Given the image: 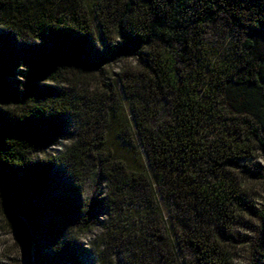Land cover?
I'll list each match as a JSON object with an SVG mask.
<instances>
[{
  "label": "trees",
  "instance_id": "1",
  "mask_svg": "<svg viewBox=\"0 0 264 264\" xmlns=\"http://www.w3.org/2000/svg\"><path fill=\"white\" fill-rule=\"evenodd\" d=\"M0 88V169L29 245L66 257L65 233L99 224L94 264H233L244 214L264 245L244 182L264 179L249 164L264 154V0H0ZM54 138L68 143L40 158ZM91 179L104 194L84 200ZM2 186V221L25 227Z\"/></svg>",
  "mask_w": 264,
  "mask_h": 264
},
{
  "label": "rangeland",
  "instance_id": "2",
  "mask_svg": "<svg viewBox=\"0 0 264 264\" xmlns=\"http://www.w3.org/2000/svg\"><path fill=\"white\" fill-rule=\"evenodd\" d=\"M18 78H21L18 80L23 82V77L18 76ZM0 99H3L1 88ZM66 143L68 141L54 138L53 144L42 153H39L38 156L42 158L45 155L57 154V152H60L64 148ZM249 164L252 167L253 173L264 174V154L262 152L259 151L256 157L249 161ZM244 179L250 202L254 206L260 207L264 203V179L254 174L245 175ZM67 187H70V184L63 185L64 189ZM1 191L5 194L4 186L1 187ZM82 191L84 200H92L94 197L103 196L104 187L91 179L85 182ZM2 208L3 206L0 204V209ZM4 212L5 210L3 214ZM3 214L0 215V264H30L31 258H33V264H35L36 250L39 257H43L42 263L44 257L47 258L54 255L56 258H59L60 253L57 252L58 250L45 237L40 239L39 245L36 247L29 245L26 229L30 230V227L20 218L21 223L25 227H22L19 223L7 225L5 218L3 217L5 221L1 219ZM5 215L8 216L6 212ZM98 218L97 222L104 221L103 214ZM57 219L62 220L58 217ZM64 222L67 224L66 220ZM68 224L70 223L68 222ZM260 229L258 219L254 215L244 214L241 217L234 231L237 243L233 248V264H258L256 261L257 252L260 251L264 255V245L261 243L262 236ZM100 230V225L96 224L92 230L84 229L78 233H74L73 236L65 233L64 242L69 244V253L66 257L61 255L56 263L70 264L71 262L78 261L84 264H94V259H89L87 252L91 250L90 243L101 232ZM83 254H86V256L84 257Z\"/></svg>",
  "mask_w": 264,
  "mask_h": 264
},
{
  "label": "water",
  "instance_id": "3",
  "mask_svg": "<svg viewBox=\"0 0 264 264\" xmlns=\"http://www.w3.org/2000/svg\"><path fill=\"white\" fill-rule=\"evenodd\" d=\"M1 137H0V151H1ZM0 180L3 182V186L5 189V197L7 200V204L8 207L12 210V212H14L21 220H23L27 225V220L21 215V213H19L17 211V209L15 208L13 202H12V198H11V190L9 187V182L8 179L6 177V175H4V173L2 172V170L0 169ZM30 231H31V227H30ZM32 237H33V233L31 231ZM30 264H33V258L30 259Z\"/></svg>",
  "mask_w": 264,
  "mask_h": 264
}]
</instances>
